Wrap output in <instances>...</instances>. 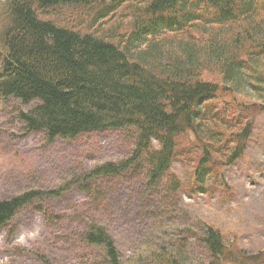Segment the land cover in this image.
<instances>
[{
  "label": "trees",
  "instance_id": "16d2710c",
  "mask_svg": "<svg viewBox=\"0 0 264 264\" xmlns=\"http://www.w3.org/2000/svg\"><path fill=\"white\" fill-rule=\"evenodd\" d=\"M107 1L5 0L0 13V100L32 106L19 113L27 132H41L49 143L108 131L133 138L134 149L123 160L75 169L55 190L0 200V229L27 207L42 209L39 203L54 227L65 216L49 214L46 205L73 190L84 192L73 237L90 253L80 264H124L114 239L95 219L109 202L103 184L137 178L142 200L160 197L169 212L177 206L171 199L187 191L225 198L234 189L223 170L245 157L264 113V0ZM124 6L133 17L130 25H142L143 35L133 36L142 35L140 45L118 37L121 22L101 27ZM69 7L95 14L91 27L99 26L91 33L60 25L56 11ZM242 91L262 101L239 104L235 97ZM187 161L193 175L185 182L173 167ZM155 218L159 225L142 238L128 264H192L191 238L206 250L205 264H264V250L234 248L206 224L198 232L184 226L178 233L187 236L172 243L171 216ZM43 260L53 264L47 255Z\"/></svg>",
  "mask_w": 264,
  "mask_h": 264
},
{
  "label": "rangeland",
  "instance_id": "374dc122",
  "mask_svg": "<svg viewBox=\"0 0 264 264\" xmlns=\"http://www.w3.org/2000/svg\"><path fill=\"white\" fill-rule=\"evenodd\" d=\"M4 2L0 0V13ZM126 8H118L115 15L109 14V18L100 22L101 27L107 30L121 22L123 26L118 37L124 41L136 39L140 45L144 39L141 37L142 25L138 30L130 25L133 17ZM56 14L59 17L55 21L60 25L84 32L93 33L100 24L93 29L91 21L95 14L84 8L58 9ZM1 22L0 15V25ZM141 32V36L133 38L135 33L140 35ZM235 99L239 104L262 101L249 91H242ZM31 108L18 101L4 103L0 100V200L30 190L58 189L75 169L92 168L107 161L118 162L134 149L132 135L118 131L49 143L43 133L27 132L19 120V113ZM187 142L185 146L190 148ZM189 163L177 162L173 167L176 175L185 182L193 175V166ZM223 175L234 189L231 195L224 198L219 192L192 195L187 191L177 200L171 199L173 205L177 204L173 213L165 210L166 205H162L160 197L154 195L148 201L142 200L139 193L141 181L137 178L112 179L102 186L109 200L107 209L95 219L114 239L124 264L136 254L142 238H150L152 228L159 225L160 221L155 218L159 216H171L176 225L170 234L172 243L187 236L178 233L184 226L190 225L198 232L206 224L218 229L228 245L249 254H258L264 250V113L255 122L245 157L224 169ZM86 198L84 192L73 190L50 206L47 204L49 214L65 216L66 219L63 224L57 225L56 222L54 227L47 224L44 203L37 204L42 208L39 210L35 207L23 209L11 223L0 229V264H44V255L53 264L83 262L84 256L90 252L81 250L73 231L78 226ZM188 252L192 264H205L208 259L206 250L194 238H191ZM143 264L155 263L146 259Z\"/></svg>",
  "mask_w": 264,
  "mask_h": 264
}]
</instances>
